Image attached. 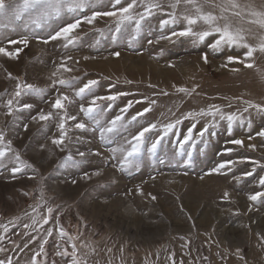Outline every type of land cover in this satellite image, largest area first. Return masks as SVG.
<instances>
[{
	"label": "snow or ice",
	"instance_id": "6c2138e0",
	"mask_svg": "<svg viewBox=\"0 0 264 264\" xmlns=\"http://www.w3.org/2000/svg\"><path fill=\"white\" fill-rule=\"evenodd\" d=\"M100 21H106L105 27L96 26ZM153 21H157L159 34L153 31ZM84 26L88 27L89 33L105 37L112 44L123 38L131 43L142 34L154 37L147 39L150 46L161 41L175 44L181 40H188L193 46L203 44L210 50L200 56L205 65L210 62V53H236L227 54L220 68L233 73L251 69L264 83V67L257 63L264 57V0L259 5L256 0H0V72L5 80L14 82L10 90L0 92V176L6 173L8 179L17 180L31 170L28 179L36 182L31 189L19 190L23 197L31 200L25 209L9 218L0 217V264H90V261L91 264H102V260L103 264H127L125 244L108 246L94 238L98 235L96 233L85 235L81 228L86 229L87 223L79 213L76 214L78 224L75 231H70L62 222L68 209L55 202L54 196H49L46 177L23 158L14 143L21 138V131H29L30 125H36L37 134L47 138L44 143L37 141L39 151L50 155L64 154L58 167H79L90 163V158L94 157L118 172L131 174L132 170L139 172L146 159L158 165H168L170 160L158 155L168 144L174 146L172 158L187 157L183 163L190 166L197 142L207 146L222 126L229 136L234 126L243 125L245 121L251 129L253 112L264 116V101L233 96L223 97L226 103L192 107L179 115L178 108L166 107L158 118L149 120L148 116L159 107L160 98L173 94L149 82L146 86L152 89L151 95L140 94L137 100L129 99L116 115L108 119L106 113L118 100L136 93L116 90L121 83L120 77H116L108 84L109 94L98 95L102 81H112V78L101 75L84 79L90 73L81 67V61L96 57L69 54L83 46L84 36L88 34H82ZM33 42L43 46L52 44L60 50L58 57L51 61L43 86L28 82L22 75H14L6 67L7 61H19L21 53ZM99 43L100 40H96L95 45L89 47ZM120 55L119 51L109 53L116 58ZM167 66L175 68L173 62ZM123 83L134 85L138 82L125 78ZM199 88L196 83L191 87L172 84L173 92L180 95L182 102L200 96ZM29 98H38L47 107L36 110V105L28 102ZM138 104L146 106L129 114V110ZM53 128L56 131L49 135ZM87 134H91L96 146L85 151L77 149L73 154L74 144H92V140L86 141ZM256 138L260 139L259 144L252 142ZM247 141L228 139L226 145L236 147L225 146L218 155L228 156L239 149L259 151L260 159L249 155H241L238 159L222 158L199 179L227 176L238 164L251 165L250 170L243 171L240 176L233 175L237 182L251 177L259 185L260 190L247 195L248 211L251 212L257 203L264 206V174H261L264 173V126L254 134L250 132ZM102 174L103 168L97 166L90 173L83 172L81 179L92 180ZM150 178L155 180L156 176ZM71 183L76 184L77 180L73 179ZM132 191L129 189L127 194ZM135 192L151 201L157 200L156 195L146 194L140 185L135 186ZM219 203L235 204L231 192L224 189L219 195ZM229 211L236 216L242 214L239 208ZM254 223L257 221L244 227L255 236V252L264 257V231L253 234ZM195 227L193 223L192 228ZM212 233H203L205 240L195 248L192 233L172 236L171 240L181 242V254L178 256L175 246L161 244L154 252H146L144 264H160L161 252L165 253L164 264H215L213 255L218 264H227L229 257H235L238 264H249L241 247L234 250L221 248ZM213 246L217 249L214 253ZM205 248L208 255L203 254ZM150 257L154 259L150 260Z\"/></svg>",
	"mask_w": 264,
	"mask_h": 264
},
{
	"label": "rangeland",
	"instance_id": "374dc122",
	"mask_svg": "<svg viewBox=\"0 0 264 264\" xmlns=\"http://www.w3.org/2000/svg\"><path fill=\"white\" fill-rule=\"evenodd\" d=\"M261 2L262 0H256L258 5ZM105 23L106 21H100L96 26L103 28ZM152 23L153 31L159 34L157 21ZM83 33H88L84 36L83 46L80 50L69 54L96 57L94 60L81 61V67L90 73L84 79H95L101 75L112 78V81H102L97 94L108 95V84L115 81L116 77H120L121 80L116 90L136 93L118 100L113 109L106 113L108 119L116 115L129 99L137 100L140 94L151 95L152 89L146 86L149 82L158 84L159 89H167L173 93L169 97L160 98L159 107L148 116L149 120L158 118L166 107L178 108L177 115H179L180 112L192 107H201L209 103H226L223 97L243 96L256 102L264 101V83L256 78L253 70L242 69L239 73H233L228 69L220 68L227 54L236 53L228 52L224 55L210 53V62L205 65L200 56L202 52H210V50L203 44L193 46L188 40H181L175 44L161 41L160 44L150 46L147 44V39L154 37L142 34L131 43L127 38H123L118 43L112 44L105 37L89 33L87 26L82 29ZM13 38H16L15 34ZM96 40H100L99 45L89 47L95 45ZM41 48H44L43 52ZM111 51H119L120 57L109 56ZM59 54L60 50L52 44L43 46L33 42L29 49L21 53L19 61H7L6 67L14 75H22L28 82L43 86L44 77L51 68V61ZM36 57H39V60ZM169 62H173L175 68H169L167 66ZM257 63L264 67V57L258 59ZM235 66L239 67V65ZM125 78L138 83L125 85L123 83ZM173 83L188 87L193 83L199 84L198 91L201 95L182 102L180 95L173 92ZM13 86L14 82L5 80L3 73L0 72V92L5 89L10 90ZM28 102L34 103L36 110L47 107L38 98H29ZM144 106L146 105H135L129 110V114H134ZM244 115L248 116L247 113ZM262 121L264 116L253 112L251 129L248 128L247 121L243 125L234 126L231 136L225 126L217 129V136L212 137L207 146L197 142L192 150L190 166L183 163V160L188 159L187 157L172 158L174 146L168 144L158 153L160 158L167 157L170 160L168 165H158L146 159L141 170L139 172L132 170L131 174L118 172L111 165L102 164L100 159L94 157L90 158V163L79 167H58L64 154L56 152L50 155L48 152L39 151L37 141L44 143L47 138L37 134L36 125H30L28 132L21 131V138L14 143L20 149L23 158L46 177L49 196H54L55 202L62 203L68 209L62 221L65 226L70 231H75L78 224L76 214L79 213L87 223L86 229L81 228L85 235L96 233L98 235L94 238L108 246L125 244L124 257L127 264H144L146 252L148 250L154 252L161 244L175 246L179 256L181 242L171 240L172 236L192 233V246L195 248L205 240L203 233H212L213 228H215V232L212 233L213 239L219 240L221 248L234 250L236 247H241L249 264H264V257L254 250L255 236L250 235L244 227L252 221H257L252 224V233L264 231V206L257 203L251 212L248 211L247 195L260 190L259 185L256 179L251 177L241 179L239 182L233 179V175L240 176L243 171L250 170L251 165L238 164L227 176H206L203 181L199 179L200 175L222 158L238 159L241 155H249L260 159L259 151L244 152L238 149L235 153L223 157L218 153H221L225 146L236 147L226 145L225 141L228 139L241 138L247 143L248 134L250 132L254 134L260 126H264ZM24 122L27 123L28 120L25 119ZM187 123L186 121L185 125ZM182 130L186 131V127L182 126ZM55 131L53 128L49 135ZM85 139L92 140V144H74L73 154L77 149L85 151L88 147L96 146L97 142L91 134H87ZM252 142L259 144L260 139L256 138ZM25 146H28L27 149ZM97 166L103 168L102 176L93 177L92 180L81 179L83 172L90 173ZM161 172L164 175H160ZM184 172L188 175H183ZM30 175L31 170L17 180L8 179L6 173L0 176V217L9 218L18 214L31 203V200L23 197L19 191L31 189L35 185V181L28 179ZM152 175L156 176L155 180L150 178ZM73 179L77 180L76 184L71 183ZM170 180L175 182L169 183ZM136 185H140L146 194L156 195L157 200L151 201L147 196L137 194ZM129 189L133 190L130 195L127 194ZM224 189L231 192L235 204L219 203V195ZM236 208H239L241 215H232L229 211V209L234 211ZM189 216L191 219L188 218ZM193 223L196 225L195 229L192 228ZM216 250L213 246L212 252ZM203 254H209L206 248ZM164 255L165 253L161 252L160 264H164ZM195 255L194 252L193 256ZM212 259L218 264L214 255ZM227 264H238V261L235 257H229Z\"/></svg>",
	"mask_w": 264,
	"mask_h": 264
}]
</instances>
